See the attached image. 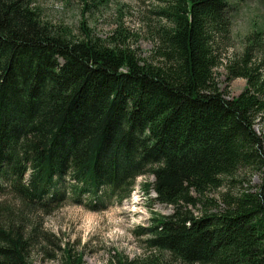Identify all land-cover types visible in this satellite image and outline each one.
<instances>
[{
    "label": "trees",
    "instance_id": "1",
    "mask_svg": "<svg viewBox=\"0 0 264 264\" xmlns=\"http://www.w3.org/2000/svg\"><path fill=\"white\" fill-rule=\"evenodd\" d=\"M38 1L0 0V264H32L43 217L66 203L102 210L109 183L148 157L165 161L159 194L181 213L155 228L172 260L141 264H264V135L255 129L264 119V31L228 60V82L247 86L227 100L215 70L236 0H165L157 64L122 29L102 39L83 22L81 37L53 26ZM243 170L261 184L240 182ZM237 182L247 187L233 195ZM192 188L227 189L225 207L182 211L200 201ZM64 252L67 264H83Z\"/></svg>",
    "mask_w": 264,
    "mask_h": 264
},
{
    "label": "rangeland",
    "instance_id": "2",
    "mask_svg": "<svg viewBox=\"0 0 264 264\" xmlns=\"http://www.w3.org/2000/svg\"><path fill=\"white\" fill-rule=\"evenodd\" d=\"M165 4V0H107L105 5L97 7L90 0L86 8L84 0L38 1L45 21L55 27L67 26L77 37H81L82 22L102 39H108L116 30H124L138 56L155 64L158 63L153 52L156 30L167 24L159 15ZM231 11L230 37L220 50L223 65L215 70V82L225 92L227 100L238 97L247 82L242 78L228 82L225 66L230 58L241 56L249 34L264 31V3L262 0H236ZM255 129L264 135V119L258 121ZM150 146L152 144L143 145L141 152ZM160 160L158 162L157 157L141 160L120 181L110 182L102 210L66 203L53 215L43 217V237L32 250V264H67L64 250L69 251L73 259L82 256L83 264H141L150 258L172 260V251L160 246L159 232L155 228H165L172 218L176 220L181 204L165 202L160 197L158 172L166 167L165 161ZM248 172L243 170L236 177L240 182L250 181L253 187L260 185L261 176ZM235 184L237 186L231 184L233 195L247 187V184ZM225 191L227 189L211 190L202 196L192 188L191 197L200 201L196 206L186 205L182 211H190L196 217L216 211L212 208H223L220 193ZM5 199L0 196V201Z\"/></svg>",
    "mask_w": 264,
    "mask_h": 264
}]
</instances>
